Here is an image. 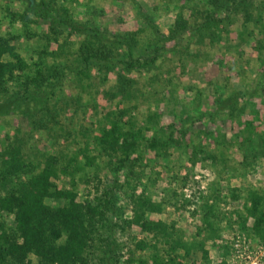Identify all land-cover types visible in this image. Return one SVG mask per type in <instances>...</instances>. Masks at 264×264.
<instances>
[{
    "label": "rangeland",
    "instance_id": "1",
    "mask_svg": "<svg viewBox=\"0 0 264 264\" xmlns=\"http://www.w3.org/2000/svg\"><path fill=\"white\" fill-rule=\"evenodd\" d=\"M0 38L26 64L0 82V196L48 155L87 152V264H264L246 211L264 212V0H0ZM137 200L163 233L132 225ZM192 238L204 255L184 254Z\"/></svg>",
    "mask_w": 264,
    "mask_h": 264
},
{
    "label": "trees",
    "instance_id": "2",
    "mask_svg": "<svg viewBox=\"0 0 264 264\" xmlns=\"http://www.w3.org/2000/svg\"><path fill=\"white\" fill-rule=\"evenodd\" d=\"M8 44L0 38V82L12 80L15 72H22L26 68L25 62L15 55V47ZM115 127L116 125L103 131L96 139L97 147L113 148L116 138L111 136L113 133L116 135ZM109 138L111 141L108 145ZM81 160L73 156L62 164L59 156L48 155L37 172L24 181L14 182L0 196V264L88 263L86 260L91 254L97 207L79 200L73 177L84 167H90L94 158L87 152H81ZM6 164L7 175L16 174L22 167L20 160L15 156ZM0 177L4 179L3 175ZM81 178L79 177V182ZM141 201L144 200L136 201L137 211L132 217V225L146 233H163L166 222L162 219H144L145 211L142 210L144 205ZM151 206L152 204L148 207ZM246 211L254 224L264 228V223L260 222H264L263 211L258 214L253 204ZM203 219L205 220V215ZM195 238L184 246V254L193 250L204 255L202 243ZM173 243L179 244L180 240ZM137 246L141 250L143 245L139 242ZM177 257V254H166L165 259L158 253H151L148 256H138L136 262L174 264ZM133 262L135 260L132 251L127 263ZM190 264L209 263L201 260L200 263Z\"/></svg>",
    "mask_w": 264,
    "mask_h": 264
}]
</instances>
